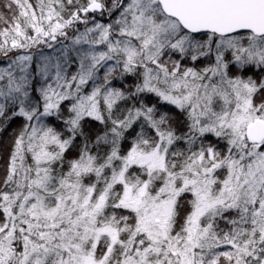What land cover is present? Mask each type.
I'll use <instances>...</instances> for the list:
<instances>
[{"label": "snow or ice", "instance_id": "6c2138e0", "mask_svg": "<svg viewBox=\"0 0 264 264\" xmlns=\"http://www.w3.org/2000/svg\"><path fill=\"white\" fill-rule=\"evenodd\" d=\"M0 264H264V0H0Z\"/></svg>", "mask_w": 264, "mask_h": 264}]
</instances>
